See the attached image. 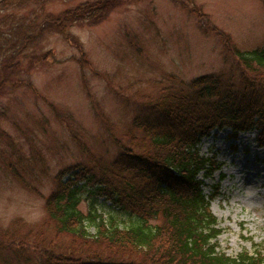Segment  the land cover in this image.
<instances>
[{"label":"rangeland","instance_id":"obj_1","mask_svg":"<svg viewBox=\"0 0 264 264\" xmlns=\"http://www.w3.org/2000/svg\"><path fill=\"white\" fill-rule=\"evenodd\" d=\"M84 1L92 0H51L0 15H9L11 23L35 24ZM184 3L197 6L206 25L227 34L238 50L264 48L260 0ZM70 32L74 44L56 33L45 35L29 50L42 61L22 58L12 78L19 85L0 93V232L28 235L30 243L35 232L56 245L67 241L54 240L44 209L55 177L76 166L96 170V163L115 159L114 138L123 140L134 118L149 117L139 96L155 92L169 75L185 82L220 75L234 83L238 77L237 62L220 38L175 0H137L98 25ZM229 134L228 128L212 130L197 146L219 164L210 177H199L205 196L216 192L209 209L220 229L218 250L232 257L243 250L264 254V146L256 145L255 130L235 139ZM97 201L100 212L121 224L132 220L101 196ZM79 208L85 213L86 201ZM30 250L0 251V264H35Z\"/></svg>","mask_w":264,"mask_h":264},{"label":"trees","instance_id":"obj_2","mask_svg":"<svg viewBox=\"0 0 264 264\" xmlns=\"http://www.w3.org/2000/svg\"><path fill=\"white\" fill-rule=\"evenodd\" d=\"M49 1L0 0V12ZM135 1H84L59 14H45L35 24L11 23L9 15H0V93L7 85H19L12 78L22 58L42 61L31 58L29 50L45 35L56 33L74 44L72 27L98 25ZM175 2L220 38L237 62L236 82L220 75L188 82L169 75L155 92L139 96L149 117L134 118L123 140L114 138L119 150L115 159L96 163V170L76 166L55 177L44 209L54 240L67 241L56 245L39 240L35 232L30 243L28 235L14 238L5 230L0 232V251L18 254L31 249L35 264H264L259 249L233 257L218 250L220 229L209 209L216 192L205 196L199 177H210L219 164L199 154L197 147L212 130L224 128L232 139L255 130L256 145L264 146V48L238 50L227 34L206 25L197 6ZM100 196L132 220L121 224L100 212ZM83 201L85 213L79 208Z\"/></svg>","mask_w":264,"mask_h":264}]
</instances>
